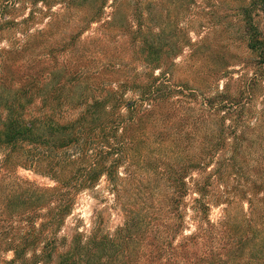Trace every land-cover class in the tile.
<instances>
[{
  "label": "trees",
  "instance_id": "16d2710c",
  "mask_svg": "<svg viewBox=\"0 0 264 264\" xmlns=\"http://www.w3.org/2000/svg\"><path fill=\"white\" fill-rule=\"evenodd\" d=\"M23 1L0 0V185H11L4 186L0 196V227L9 229L6 232L0 228V262L13 253L7 264H52L56 256L58 264H137L141 260L147 264H238L237 252L246 249L244 244L252 238L251 245L258 246L252 260L264 261V129L250 128L248 122L245 126L249 130L240 133L237 126L226 123L218 130L211 121V117L228 111L230 118L237 111H245L252 102L247 99L251 97L250 88L246 97L240 95L238 99H210L206 94L211 82L229 78L247 84V75L234 80L232 62H223L218 71L191 84L189 80H177L174 71L181 64L174 61L169 62L168 71L157 73L160 64L167 61V57H160L163 50L161 34L155 32L157 21H144L137 24V29H129L134 26L133 19L141 22L143 10L150 5L156 7L155 0H31L30 13L19 21L16 16L27 7ZM111 1V6L115 4L114 17L120 15L125 23L120 26L119 39L132 34L129 55L124 53L129 51L126 47H119L113 54L105 48L116 31L111 19H104ZM39 4L43 8H38ZM261 12L264 0H254L243 7L242 21L248 49L264 69V32L256 24ZM42 23L45 27L34 31ZM86 34L91 36L84 38ZM183 40L176 41L175 59L186 47L196 46L192 39L181 43ZM3 42L7 47H1ZM256 78L250 79V84H256ZM196 134L208 139L211 146L203 151L196 149ZM142 150L159 162L157 166L146 162L144 168L154 171L152 177H158L157 185L162 186H152L150 180L137 182L136 177L129 180L126 190L122 187L127 177H121L120 169L130 164L131 157L134 167L140 165ZM165 150L172 159L164 155ZM223 150L232 152L235 158L231 162L222 156L236 172L233 181L255 191L253 220H247L254 229H247L245 239L226 245V254L218 252L214 258L207 245L202 254L191 253L187 239L175 246L165 237L166 232L155 239V246L146 242L147 233L143 232L133 241L134 246L131 225L137 223L132 217L131 224L120 229L116 238L98 237L96 233L84 242L78 233L72 247L60 254L58 231L72 215L81 191L97 189L102 179L118 195L138 190V186L139 192L143 188L152 196L160 190L170 211L180 218L182 201L188 195L186 177L192 171L207 170ZM19 169L33 171L56 185L42 187L20 177ZM217 173L222 177L217 170L213 175ZM208 208L204 205L205 215ZM151 220L149 225L158 218ZM176 226L179 235L183 230ZM15 230H19L17 237ZM262 235V241L257 242ZM142 242L143 247L139 245Z\"/></svg>",
  "mask_w": 264,
  "mask_h": 264
},
{
  "label": "rangeland",
  "instance_id": "374dc122",
  "mask_svg": "<svg viewBox=\"0 0 264 264\" xmlns=\"http://www.w3.org/2000/svg\"><path fill=\"white\" fill-rule=\"evenodd\" d=\"M112 1L107 5L104 19H111L113 28L115 27L116 31L113 32L111 40L106 43L107 46L102 45V47L108 48L111 54H113L114 50L119 49V47H126L129 51H124V53L129 55L132 52L129 47L132 34L130 33L124 39H119L120 26H124L125 23L122 24L120 15L114 17L115 4L111 6ZM155 1H158L156 7H151L152 5H150L146 10H143V19L139 17L141 22L137 20L138 18L133 19L134 26L129 29L131 31L133 28L137 29V24L144 21L149 22L151 20L153 23L157 21L158 29L155 32L161 34L160 43L163 50L160 57H167V61L160 64L159 68L161 70H157V73L160 71L165 72L169 62L174 61L176 64H181L174 71L177 80H189L191 84V82L198 80L197 78L199 77L203 78L205 75H211L214 70L218 71L225 65H223V62L234 63L230 64L235 65L230 68V71L233 73L232 78L237 80L245 74L248 80H244V82L247 84H242V82L239 84L234 83L233 81H229V78L223 79L219 83L214 81L209 83L206 94L210 99H234L233 97H237L236 99H238L240 95L243 98L246 97L247 90L250 88L251 97L247 99H252V102L248 103L245 111L235 112L233 114L235 117L230 118L228 114L231 112L228 111L225 112L226 114L222 113L218 117H211V121L215 123L218 130L223 127L222 124L226 123V126H237V132L240 133L239 131L249 130L248 126H245L248 122L252 125L250 128L253 127L255 130H259L258 128L264 129V78L261 76V71H264V69L261 68L258 58L248 49L245 25L242 21L243 7L249 6L254 0ZM22 3H26L27 7L24 10L22 9L16 16L19 21L23 17H26L32 8L31 0H25ZM40 7L43 8V5L39 4L38 8ZM131 15L130 17L132 18L133 16ZM154 15L155 18L152 19ZM256 24L264 32V12H261L259 18H256ZM44 27L45 23L39 24L34 28V31H38ZM96 27L97 25L94 26V29ZM97 35H100L99 31ZM18 36L22 37V35ZM88 36H91V34H86L84 38ZM140 39L141 37H139ZM178 39H184L181 43H187L189 39H192L191 43H194L196 46L186 47L183 55L175 59L177 49L175 44ZM1 47H7V42H3ZM121 49L123 50V48ZM192 52L194 54L197 53L195 56L189 57ZM243 64L246 65L245 68ZM135 68L141 70V67ZM254 77L258 79L257 85L250 84V81L252 82L250 79H254ZM244 91L246 92L243 93ZM129 97L132 98L133 95L130 93ZM253 114L254 118L250 119V116ZM224 118H227V120L224 121ZM231 129L233 128H230V133ZM181 132L179 129V134ZM198 132L201 133L200 131ZM195 136V142L197 143L194 142V146L196 149L202 148L203 151L208 146H211V144H208L210 142L208 139L206 141L201 138V135L196 134ZM174 137L178 139L179 136L175 134ZM152 147H155V145L151 144ZM145 149H148V144L145 145ZM164 152V155H168V158L172 159L173 156L169 150H165ZM142 153L143 157L140 160V165L134 167V160L131 157L130 164L120 169L121 177H127L123 182L122 188L128 190L129 180L136 177L138 178L135 180L137 182L141 180L149 182L150 180L152 186L157 185L158 177H152V175H155V172L149 170V168L145 169L144 166L146 162L151 163L152 166H157L159 162L147 150H142ZM224 155H226L227 161L235 162L233 153L224 152L223 150L216 157L217 160L212 162L207 170L204 172L192 171L186 177L185 182L188 188V195L182 201V208L180 210L182 217L180 218L170 211L166 199H162L159 194L160 190L154 191L152 196L149 191H144L143 188L139 192L140 187L138 186V190H135L139 192L138 195H134L135 191H130L129 194L121 191L118 195L111 189V184L106 179H102L97 189L81 191L76 197L72 215L68 217L66 223L58 231V238L62 242L60 254L72 247L78 233L84 237V242L96 233L98 237L108 235L116 238L120 229L131 224L129 217H132L133 221L137 223L136 225L134 224L135 226L131 225L134 231L131 244L134 246L136 242L133 241L142 236L143 232L147 233L146 242L150 246H153L155 239H159L166 232L165 237H168L169 241L174 242L175 246L182 242L183 238L187 239L191 253L195 251L199 252L200 255L207 245V250L209 253H214V258L215 253L221 252L222 254H226L223 250L226 245L230 247V242H237L241 238L245 239L248 236L247 229H254L248 221L253 220L251 202L253 201V193L255 191L250 186H246L243 189L240 180H238L239 184L237 181H233L237 177L236 172L222 159ZM162 160H166V158L163 157ZM220 160H223L222 163H224L220 165L221 167L219 166ZM248 165L253 166L250 162ZM216 170L222 174V177L218 173L213 175ZM18 175L24 179L36 182L42 187H54L56 185L53 180L35 174L33 171L19 169ZM208 184L211 186H208V189L205 190L204 187ZM4 186L10 187L11 185L8 183L0 185V196L2 195ZM157 186L161 187L162 185L158 184ZM241 189L243 190L241 191ZM204 205L209 207L207 215H205ZM130 210L133 211L132 214H128ZM151 218H158L159 221L156 220L149 225L148 222L152 221ZM161 222L163 223L162 225ZM174 224H177L176 228L178 227L180 230H183L181 234L176 235ZM1 230L9 231L7 227L6 229L1 228ZM14 233V236L18 235L19 230H15ZM251 235L252 232H249V237ZM173 237L176 238L175 241ZM252 239H250L249 244H244L246 249L241 250L240 254L237 252V256L235 255L236 259L239 260L237 261L238 264H245L247 262L264 264L263 260H252V258H255L254 251L258 248L257 243L251 245L253 243ZM262 239L263 235L257 242H261ZM139 245L143 247L144 242L142 244L139 243ZM13 257V253H8L0 264H7ZM57 257L52 264L59 263ZM145 261L141 260L137 264H147ZM162 261L163 263L165 262L164 260Z\"/></svg>",
  "mask_w": 264,
  "mask_h": 264
}]
</instances>
